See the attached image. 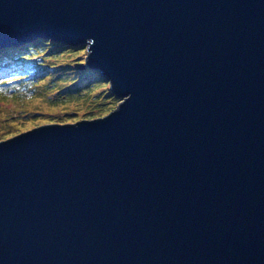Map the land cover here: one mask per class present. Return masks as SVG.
<instances>
[{
	"label": "water",
	"instance_id": "water-1",
	"mask_svg": "<svg viewBox=\"0 0 264 264\" xmlns=\"http://www.w3.org/2000/svg\"><path fill=\"white\" fill-rule=\"evenodd\" d=\"M38 37L119 101L0 140V264H264V0H0Z\"/></svg>",
	"mask_w": 264,
	"mask_h": 264
},
{
	"label": "rangeland",
	"instance_id": "rangeland-1",
	"mask_svg": "<svg viewBox=\"0 0 264 264\" xmlns=\"http://www.w3.org/2000/svg\"><path fill=\"white\" fill-rule=\"evenodd\" d=\"M58 44H48L45 53L39 50L32 58L23 61L20 60L19 52L13 50L19 46L24 49L22 45L0 49V71H4L0 81L8 78L7 83H0V140L43 123L57 122L117 105L119 98L109 90L103 76L104 84L89 87L88 76L94 74H88L87 69H84L87 68L84 65L85 45L81 44L73 52L64 53L56 50ZM22 58L25 59L24 56ZM16 62H20L19 66H10ZM77 63H83L84 67L75 68ZM75 87H85L84 91H87L82 92Z\"/></svg>",
	"mask_w": 264,
	"mask_h": 264
},
{
	"label": "trees",
	"instance_id": "trees-1",
	"mask_svg": "<svg viewBox=\"0 0 264 264\" xmlns=\"http://www.w3.org/2000/svg\"><path fill=\"white\" fill-rule=\"evenodd\" d=\"M57 41H52L51 39H47V38H43V37H38L36 39H33L31 41H27L23 44H21L23 46L24 49H21L20 46L19 47H14L13 50L19 52V57H20V60H27L29 58H32L35 54L38 53L39 50H42V53H45V48H47L46 46L49 44H56ZM44 45V46H43ZM81 44H76V45H66V44H63V43H59L57 45L56 50H62L64 53L65 52H73V50H75L76 48H78V46H80ZM17 46V45H16ZM26 47V48H25ZM40 47H44V48H40ZM24 50V51H23ZM40 54H42L41 52H39ZM53 54V53H52ZM24 56L25 59H23L22 57ZM17 64H10L11 67H17L19 66L20 62H16ZM41 63V61H40ZM41 65V64H39ZM42 66V65H41ZM27 67V66H26ZM76 68V67H75ZM84 69H87L86 72H88V74H94V75H89L88 76V81L90 82L89 83V87H96L100 84H104L105 83V80L101 77V75L96 72V71H91L92 69H88L87 68H84ZM23 70V68H22ZM78 70V69H77ZM83 70V69H82ZM79 71V70H78ZM4 74V71H0V75H3ZM7 79L8 78H3L0 83H7ZM76 90H83L82 92H86L84 91L85 90V87L83 89L81 88H77L75 87Z\"/></svg>",
	"mask_w": 264,
	"mask_h": 264
}]
</instances>
